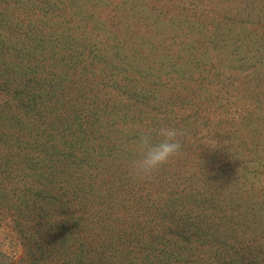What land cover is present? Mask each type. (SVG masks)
Here are the masks:
<instances>
[{
  "label": "trees",
  "instance_id": "16d2710c",
  "mask_svg": "<svg viewBox=\"0 0 264 264\" xmlns=\"http://www.w3.org/2000/svg\"><path fill=\"white\" fill-rule=\"evenodd\" d=\"M0 264H264V0H0Z\"/></svg>",
  "mask_w": 264,
  "mask_h": 264
},
{
  "label": "clouds",
  "instance_id": "9594fccd",
  "mask_svg": "<svg viewBox=\"0 0 264 264\" xmlns=\"http://www.w3.org/2000/svg\"><path fill=\"white\" fill-rule=\"evenodd\" d=\"M157 135L161 137V142L151 144V133H145L139 137V155L130 162V172L139 179H149L154 173L168 164L171 158L178 156L181 152L182 144L178 137L182 132L175 127L162 126Z\"/></svg>",
  "mask_w": 264,
  "mask_h": 264
}]
</instances>
